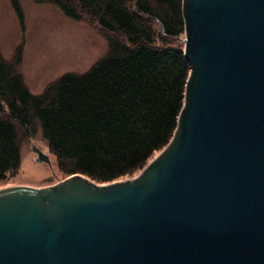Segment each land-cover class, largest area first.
Wrapping results in <instances>:
<instances>
[{
  "label": "water",
  "instance_id": "1",
  "mask_svg": "<svg viewBox=\"0 0 264 264\" xmlns=\"http://www.w3.org/2000/svg\"><path fill=\"white\" fill-rule=\"evenodd\" d=\"M182 12L190 73L170 142L135 177L1 187L0 264H264V0Z\"/></svg>",
  "mask_w": 264,
  "mask_h": 264
},
{
  "label": "trees",
  "instance_id": "2",
  "mask_svg": "<svg viewBox=\"0 0 264 264\" xmlns=\"http://www.w3.org/2000/svg\"><path fill=\"white\" fill-rule=\"evenodd\" d=\"M33 1L96 22L108 50L87 72L66 73L39 94L25 84L20 55L12 63L0 54V182L20 169L19 131L37 125L66 177L105 184L143 169L172 139L184 104L183 0Z\"/></svg>",
  "mask_w": 264,
  "mask_h": 264
},
{
  "label": "rangeland",
  "instance_id": "3",
  "mask_svg": "<svg viewBox=\"0 0 264 264\" xmlns=\"http://www.w3.org/2000/svg\"><path fill=\"white\" fill-rule=\"evenodd\" d=\"M17 1L23 10V26L11 0H0V54L12 63L20 55L18 69L32 93H41L50 82L66 73L87 72L107 53V38L96 22L86 17L74 20L53 4ZM18 141L20 169L16 175H8L1 181L0 188L22 184L52 185L66 178L50 153L39 125L29 132L19 131ZM33 145L49 154L51 164L35 161L37 155L32 151ZM141 170L121 179L135 177Z\"/></svg>",
  "mask_w": 264,
  "mask_h": 264
},
{
  "label": "bare ground",
  "instance_id": "4",
  "mask_svg": "<svg viewBox=\"0 0 264 264\" xmlns=\"http://www.w3.org/2000/svg\"><path fill=\"white\" fill-rule=\"evenodd\" d=\"M169 43V42H168Z\"/></svg>",
  "mask_w": 264,
  "mask_h": 264
}]
</instances>
